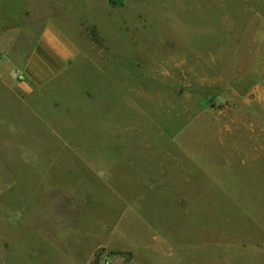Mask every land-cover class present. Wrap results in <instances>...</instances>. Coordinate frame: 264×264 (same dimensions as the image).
<instances>
[{
    "label": "rangeland",
    "instance_id": "1",
    "mask_svg": "<svg viewBox=\"0 0 264 264\" xmlns=\"http://www.w3.org/2000/svg\"><path fill=\"white\" fill-rule=\"evenodd\" d=\"M90 5L55 24L77 54L29 86L41 24L10 32L0 0V264H264V0ZM133 146L175 154L185 200L136 201Z\"/></svg>",
    "mask_w": 264,
    "mask_h": 264
},
{
    "label": "crops",
    "instance_id": "2",
    "mask_svg": "<svg viewBox=\"0 0 264 264\" xmlns=\"http://www.w3.org/2000/svg\"><path fill=\"white\" fill-rule=\"evenodd\" d=\"M8 1L11 4L12 10H16L17 12L16 25H10V27L14 28L10 32H19V27L23 25L20 20L21 18L24 19V23H27L29 19L33 23L38 21L41 24L35 44L21 66V72L25 75L29 86L43 85L50 81L48 75L64 71L66 60L78 52L74 42L67 38L71 36L66 30L57 28L56 22L67 19L74 22L73 26L81 25V21H79L82 19V16H80L81 12L93 11L94 8L90 4L94 0H38L41 3L39 6H32V1L36 0ZM39 7L41 12L37 11ZM72 9H76L79 12H75ZM5 37V32H0V47ZM11 37L15 36L12 35ZM47 37H59L62 42V49L58 43L50 45L46 41ZM65 47L69 50V54H65ZM173 154L164 147H124L122 156L118 157V159L133 172V184L135 182L143 188L139 192L136 201H141L146 197L147 187L150 190H157V194H165L167 201L177 202L178 199L185 200L183 195L178 197L177 194L173 193L167 182V179L177 181L178 178L177 160L175 154ZM150 161H155V163L151 165L152 162ZM184 169L185 167L181 170L185 171ZM103 170H105L106 174V186L111 193L116 194V199L120 202L131 203L132 200L130 198L119 195L113 186L115 174L112 172L111 167L106 166ZM128 184L131 185L132 183L128 181ZM137 211H140V206L137 208Z\"/></svg>",
    "mask_w": 264,
    "mask_h": 264
},
{
    "label": "trees",
    "instance_id": "3",
    "mask_svg": "<svg viewBox=\"0 0 264 264\" xmlns=\"http://www.w3.org/2000/svg\"><path fill=\"white\" fill-rule=\"evenodd\" d=\"M119 254H121V253L119 252ZM127 255L130 256V252H127ZM94 257L95 258H98L99 257V252L98 251L95 252Z\"/></svg>",
    "mask_w": 264,
    "mask_h": 264
}]
</instances>
